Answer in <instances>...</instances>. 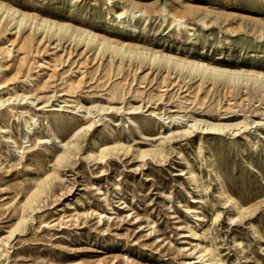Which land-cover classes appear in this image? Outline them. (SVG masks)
I'll return each instance as SVG.
<instances>
[{"label": "rangeland", "instance_id": "rangeland-1", "mask_svg": "<svg viewBox=\"0 0 264 264\" xmlns=\"http://www.w3.org/2000/svg\"><path fill=\"white\" fill-rule=\"evenodd\" d=\"M0 2V264H264V0Z\"/></svg>", "mask_w": 264, "mask_h": 264}, {"label": "bare ground", "instance_id": "bare-ground-1", "mask_svg": "<svg viewBox=\"0 0 264 264\" xmlns=\"http://www.w3.org/2000/svg\"><path fill=\"white\" fill-rule=\"evenodd\" d=\"M3 10L2 13H5V15H8L9 17H12V19H14L13 17H15V15H17L19 12L18 10H16L15 8H12L11 6L6 5L5 3L0 2V11ZM2 15V14H1ZM24 21V18L21 17L17 20L16 26L17 25H21ZM26 24V23H23ZM40 27H43V29L46 28L47 31H53L52 34H56V32H64L67 33L71 36H75L78 37L79 39H84V37H82V35L80 33H75L74 30H72V33H68L70 28L64 27L62 25L57 24L55 21L52 20H41V24L39 25ZM84 36H87L89 39L87 42H91L92 40L94 41L95 36L92 35L90 32H84ZM106 48L109 50L111 49L112 51H114V53H118L120 51H122V47H118V46H113L111 45V43H106ZM2 50V49H0ZM3 51V50H2ZM127 51V50H125ZM134 51H137L139 53H144V58L150 60H156L157 62H164L172 71H176V69L180 68V69H185L187 74H191V73H196V74H208V75H216V76H223V75H227L226 76V80L229 84H231V86H233V84L237 83V82H247L248 80H253L254 83L257 84H261L264 85V74L263 73H257V72H249L246 73L245 75L241 74V71H228L224 68H215V67H210L204 63H201L200 61H186L185 58H178V57H174L171 55H165L164 57H160V55L157 54H153L151 56V54L147 55L148 53L145 51H141L138 49H135ZM161 58V59H160ZM243 76H245V78H243Z\"/></svg>", "mask_w": 264, "mask_h": 264}]
</instances>
